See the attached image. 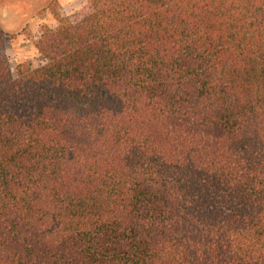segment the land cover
<instances>
[{
	"label": "trees",
	"instance_id": "16d2710c",
	"mask_svg": "<svg viewBox=\"0 0 264 264\" xmlns=\"http://www.w3.org/2000/svg\"><path fill=\"white\" fill-rule=\"evenodd\" d=\"M12 69L0 27V264H264V0H86Z\"/></svg>",
	"mask_w": 264,
	"mask_h": 264
},
{
	"label": "rangeland",
	"instance_id": "374dc122",
	"mask_svg": "<svg viewBox=\"0 0 264 264\" xmlns=\"http://www.w3.org/2000/svg\"><path fill=\"white\" fill-rule=\"evenodd\" d=\"M86 0H0V27L4 31L5 56L16 69L21 64L42 65L34 47L43 28L55 29L53 10L63 17L78 13Z\"/></svg>",
	"mask_w": 264,
	"mask_h": 264
}]
</instances>
